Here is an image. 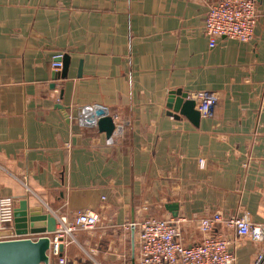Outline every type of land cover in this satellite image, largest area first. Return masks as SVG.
<instances>
[{
  "label": "crops",
  "instance_id": "crops-1",
  "mask_svg": "<svg viewBox=\"0 0 264 264\" xmlns=\"http://www.w3.org/2000/svg\"><path fill=\"white\" fill-rule=\"evenodd\" d=\"M209 6L0 0V197L39 215L99 214L63 249L67 264H140L138 231L123 225L146 217L185 219L186 246L215 213L264 224V0L251 41L215 47ZM178 90L214 95L213 114L196 125L170 111ZM213 234L232 242L234 264H254L250 238L223 224Z\"/></svg>",
  "mask_w": 264,
  "mask_h": 264
},
{
  "label": "built area",
  "instance_id": "built-area-1",
  "mask_svg": "<svg viewBox=\"0 0 264 264\" xmlns=\"http://www.w3.org/2000/svg\"><path fill=\"white\" fill-rule=\"evenodd\" d=\"M199 1L210 3L204 32L211 47H215L217 41L223 38L241 43L253 39L259 19L260 0ZM63 56L55 57L52 62L54 71L63 68ZM188 97L197 104L202 115L213 114L218 102V99L209 93H194ZM199 163L203 167V160ZM15 205L12 197H0V231H6L15 222ZM50 214L56 219V230L49 234V258L56 264H67L63 249L71 244H78V233L94 230L100 224V216L94 211H79L72 219L54 211H50ZM185 222V219L146 217L140 221H127L123 228L138 231L140 264H234L236 258L232 242L213 234L214 227L218 224L235 229L240 238H250L258 246L254 264H264V224L251 222L247 215L226 218L221 213H215L200 220V231L203 235L201 242L186 246L181 241V226ZM26 237L37 239L40 235Z\"/></svg>",
  "mask_w": 264,
  "mask_h": 264
},
{
  "label": "water",
  "instance_id": "water-1",
  "mask_svg": "<svg viewBox=\"0 0 264 264\" xmlns=\"http://www.w3.org/2000/svg\"><path fill=\"white\" fill-rule=\"evenodd\" d=\"M68 59V56H63V78H66ZM195 106V102L189 99L188 93L181 90L172 91L167 101V108L170 111L187 117L197 125L201 113L195 109ZM105 123L107 129L111 127L109 122ZM174 217L177 215L174 214ZM39 222H42V225H38ZM15 223L20 238L0 241V264H51L52 260L48 255L49 234L56 230V219L51 214L39 215L29 213L27 210H16ZM29 234L40 237L37 239L26 237Z\"/></svg>",
  "mask_w": 264,
  "mask_h": 264
}]
</instances>
